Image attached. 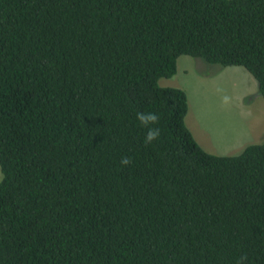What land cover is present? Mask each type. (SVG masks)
<instances>
[{"label":"trees","instance_id":"trees-1","mask_svg":"<svg viewBox=\"0 0 264 264\" xmlns=\"http://www.w3.org/2000/svg\"><path fill=\"white\" fill-rule=\"evenodd\" d=\"M180 56L264 99V0H0V264H264V143L199 146Z\"/></svg>","mask_w":264,"mask_h":264},{"label":"rangeland","instance_id":"rangeland-1","mask_svg":"<svg viewBox=\"0 0 264 264\" xmlns=\"http://www.w3.org/2000/svg\"><path fill=\"white\" fill-rule=\"evenodd\" d=\"M159 85L180 88L187 94L185 124L204 151L233 156L248 145L264 143V99L257 94L256 81L242 67L180 56L174 76L161 79Z\"/></svg>","mask_w":264,"mask_h":264},{"label":"clouds","instance_id":"clouds-1","mask_svg":"<svg viewBox=\"0 0 264 264\" xmlns=\"http://www.w3.org/2000/svg\"><path fill=\"white\" fill-rule=\"evenodd\" d=\"M225 103L228 102V97H224ZM138 121L145 127L149 128V131L145 137V143L151 144L159 139L160 130L158 127H151L152 125H156L159 122V117L155 113H138L137 114ZM132 163L131 159L128 157H124L121 160V164L124 166H128ZM247 259L246 256L241 257L238 264H244V261Z\"/></svg>","mask_w":264,"mask_h":264}]
</instances>
